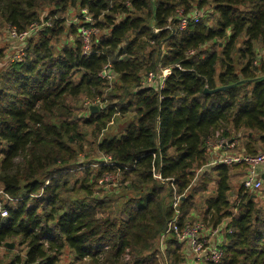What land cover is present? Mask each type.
Returning <instances> with one entry per match:
<instances>
[{
    "label": "trees",
    "instance_id": "trees-1",
    "mask_svg": "<svg viewBox=\"0 0 264 264\" xmlns=\"http://www.w3.org/2000/svg\"><path fill=\"white\" fill-rule=\"evenodd\" d=\"M73 11L78 15L66 24L64 15ZM194 13L197 22L179 30L180 19ZM207 15L217 17L214 27ZM35 25L21 60L14 55L3 66L0 51V191L14 200L0 217V248L9 241L24 248L8 264H59L64 249L77 262L152 264L172 219L173 190L183 196L182 223L193 197L182 192L206 176L207 144L216 134L232 145L221 153L264 151L255 146L264 147V77L251 82L255 70L264 72V0H0V34L7 27L20 35ZM81 28L95 30L87 53ZM240 42L245 64L237 73L233 53ZM165 68L171 74L162 89L143 84ZM81 96L98 99L101 107L76 115L69 102ZM130 110L135 122L122 136L97 142L105 161L96 174L89 163L68 167L82 151L73 146L83 142L84 127H93L97 138L114 115ZM232 167L247 166L208 168L217 179L204 214L215 225L230 217ZM79 170L85 179L73 187L60 181L62 172ZM104 172L137 193L113 219L109 200L93 198L91 190ZM78 184L85 195L73 196ZM245 191L241 185L244 211L229 222L222 264H264V194ZM167 243L169 264H185L182 244L174 237ZM103 246L108 250L99 254Z\"/></svg>",
    "mask_w": 264,
    "mask_h": 264
},
{
    "label": "rangeland",
    "instance_id": "rangeland-1",
    "mask_svg": "<svg viewBox=\"0 0 264 264\" xmlns=\"http://www.w3.org/2000/svg\"><path fill=\"white\" fill-rule=\"evenodd\" d=\"M206 12L209 11V7L205 8ZM204 12V14L206 13ZM77 14V11H73L72 13L68 15H64L66 18V24L71 23V21L75 20V16ZM78 15V14H77ZM44 16V15H42ZM208 16V15H207ZM207 24L209 27H214L215 22L217 20V17L214 15L208 16L207 18ZM156 30V29H154ZM30 38V37H29ZM28 38V39H29ZM34 38V37H33ZM65 37H61L59 42L55 43L57 47L60 46V43L65 41ZM35 40V38H34ZM26 40L23 39H17L11 36L10 31L6 28H4L1 31L0 34V51L3 52L4 54V61L1 63L4 66V63L8 61L11 57L22 55L20 51H23L24 48L27 47V44L25 42ZM259 47L258 44H255V48ZM211 48V46L209 47ZM243 48L241 45V42L237 45V50L233 53V61L235 65V70L237 73L240 72V69L243 67V64H245L244 60H241V54H239L238 50ZM212 49H215L217 52L221 51V48L217 47H212ZM150 49L146 50V53ZM257 50V49H256ZM56 52V50H55ZM264 63V61H263ZM2 68L0 67V71ZM163 70V69H161ZM221 72V68L218 66L217 67V72ZM159 73V71L157 72ZM154 73V74H157ZM253 79L251 82H253L254 79H260L264 77V72H258L257 70L254 71L253 74ZM77 79V75L75 77V80ZM112 79V78H111ZM112 81V80H108ZM113 82V81H112ZM111 82V84H112ZM95 103V106L93 105ZM69 105L72 106L73 108L78 109V114H86L87 111H90V107H96L97 111L99 107H101V103L99 102L98 99H94L89 96H81L77 99L70 100ZM135 113L130 110L127 111L125 114H116L114 115L110 122H108L105 126V128L101 131L100 135L97 138H94L92 135V130L93 127H84L83 132L85 134V138L83 142L81 143L80 146H73V149L78 152L79 149L82 151L79 153L78 158H76V162L68 167H73L75 164H86L89 163V171H91L93 174H96L99 171L100 164L104 162V157L99 154L96 151V144L99 141L106 140V139H114V138H119L124 134V131L126 128L129 126L130 123L135 122ZM241 133H244L242 130ZM254 137H257V133H253ZM216 138V137H215ZM214 138V140H211L210 143L207 144V164H210L211 162L215 161L218 157V155L224 150V149H219L217 140ZM255 146L259 147V151L264 150V147L262 145L255 144ZM261 147V148H260ZM240 148H234V152H240ZM205 164V165H207ZM201 166L199 169L201 170L202 168L205 167ZM57 169H63V168H57ZM197 169V171L199 170ZM199 170V171H200ZM244 169L242 167H232L230 168V187L231 190L228 194V199H229V213L230 217H224L221 218L219 224L221 227H225L226 225H229V222L232 217H237L239 214L243 213L244 211V201H241L238 198V192L241 189L242 181L244 178ZM103 184L99 183L95 187H92L91 190L93 192V198H98V199H107L109 200L108 205L111 206L112 210L109 209L113 214L111 215V218L113 219L115 217V212H120L122 208L125 206L127 201L129 199H132L134 196H136L134 189L127 190L125 185H119L120 177L117 174H108V173H103ZM90 178V177H89ZM88 178V179H89ZM60 181H67L68 182V188L73 187L75 181L81 182L83 179H85V175L83 174V171L79 170L73 173H67V172H62V175L59 177ZM216 174L212 172L210 169H207L206 176L201 179V183H196L194 185V190L190 191V193L187 192V194L183 193V195H189L192 194V207L185 208L187 215H186V220L185 222H188L191 227L193 225L201 223L205 227L213 226L215 225V218L206 216L204 214L205 209H206V202L214 197L215 193V187H216ZM205 183V184H202ZM80 184H78L75 187V192L73 193V196H81L85 195L83 191H80L79 189ZM248 194L251 195H259V194H264V184L262 185L261 189L259 191H245ZM63 197H67V195H64ZM170 203V200H167ZM172 202V200H171ZM171 204V203H170ZM257 207H262L261 205H257ZM125 216L122 215L121 218H124ZM218 225V224H217ZM224 232V229L222 230ZM168 246V245H167ZM186 248V247H185ZM181 252L185 254V264H188L189 261H191V256L189 255V251L184 249L183 247L181 248ZM24 253V248L18 246L17 241H9L5 246L0 248V264H8L11 259L15 255H23ZM152 253V252H151ZM149 253V255L151 254ZM148 255L146 254V257ZM188 256V257H187ZM126 258V257H125ZM129 258V257H128ZM169 257L167 256V259ZM105 260V259H104ZM126 261V259H124ZM155 262H152V264H169L168 260H166V263L162 261L160 258L155 257ZM59 264H95L93 262H90L89 259H86L82 262H77L74 259V256L67 250L64 249L62 251V255L59 260Z\"/></svg>",
    "mask_w": 264,
    "mask_h": 264
},
{
    "label": "built area",
    "instance_id": "built-area-1",
    "mask_svg": "<svg viewBox=\"0 0 264 264\" xmlns=\"http://www.w3.org/2000/svg\"><path fill=\"white\" fill-rule=\"evenodd\" d=\"M82 14L85 15L86 22L91 24L92 20L89 16H87L86 11H82ZM198 18L196 13L192 17L182 18L179 21L178 28L179 30H184L188 26L190 22H197ZM43 26V25H42ZM39 26H32L30 29L20 35H17L15 32H11V36L17 39H27L29 36H32L33 33L37 31ZM157 31V30H155ZM80 34L83 39V49L87 53L89 49L90 36L93 34L95 30L92 29H80ZM264 60V55L261 56ZM13 60H21V55L15 56ZM256 66V62L254 63ZM179 68V67H178ZM171 74V69L165 68L160 70L159 73H149L145 79L143 84L148 86H152L154 89H162L164 87L165 79ZM102 77L111 80L112 76H107L105 72L102 73ZM95 106V103L93 104ZM93 108V107H90ZM96 108V107H94ZM219 134H216V138ZM218 148L228 149L231 148L232 145H229V142L224 140H217ZM231 165V164H244L246 165L245 175L242 181V186L245 190L248 191H259L264 184V151L257 153L256 155H246L244 153L240 154H229V153H220L217 159L206 166V168L213 167L215 165ZM153 178L160 183H163L161 175L159 172L153 170L152 172ZM263 177V178H262ZM104 179V178H103ZM103 179L99 181V183H103ZM183 196L176 195V191L173 190V197L171 202V208L173 211L172 219L167 225L166 230L161 233L158 237L155 246V257L160 258L162 261L166 263L167 260V241L170 237H174V239L180 244H186L188 247L189 255L191 256V260L195 264H222L224 259V244L226 235L231 232L228 228V225L225 227H221L220 224L213 225L209 227L203 226V224L198 223L190 225L188 222L182 221L179 222L181 211L180 204ZM14 202L6 194L0 191V217H6L7 213L3 210V207L6 203ZM224 229V232L222 230ZM108 250L107 246L101 247V250L98 251L99 254ZM128 259V256L126 257Z\"/></svg>",
    "mask_w": 264,
    "mask_h": 264
},
{
    "label": "water",
    "instance_id": "water-1",
    "mask_svg": "<svg viewBox=\"0 0 264 264\" xmlns=\"http://www.w3.org/2000/svg\"><path fill=\"white\" fill-rule=\"evenodd\" d=\"M227 88H228V87L218 88V89H215V90H213V91H207V90H204V93H210V94H212V93H216V92H219V91L226 90ZM90 111H91L92 113H94V112L97 111V109L93 107V108L90 109ZM262 178H263V177H262Z\"/></svg>",
    "mask_w": 264,
    "mask_h": 264
},
{
    "label": "crops",
    "instance_id": "crops-1",
    "mask_svg": "<svg viewBox=\"0 0 264 264\" xmlns=\"http://www.w3.org/2000/svg\"><path fill=\"white\" fill-rule=\"evenodd\" d=\"M229 152V151H228ZM226 242V241H225ZM182 246H183V248L184 249H186L187 248V250H188V247H187V245L186 244H182ZM186 247V248H185ZM185 255V254H184ZM188 257V256H187ZM188 264H195L194 262H193V260H191V261H189L188 262Z\"/></svg>",
    "mask_w": 264,
    "mask_h": 264
}]
</instances>
